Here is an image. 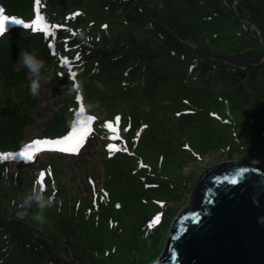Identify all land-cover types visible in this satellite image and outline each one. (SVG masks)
I'll list each match as a JSON object with an SVG mask.
<instances>
[{"label": "trees", "instance_id": "trees-1", "mask_svg": "<svg viewBox=\"0 0 264 264\" xmlns=\"http://www.w3.org/2000/svg\"><path fill=\"white\" fill-rule=\"evenodd\" d=\"M36 8L0 0L4 15L25 23ZM38 8L46 25L60 26L53 36L14 24L0 36V155L67 135L84 103L104 187L84 204L67 195L55 154L35 163L31 179L0 162V264H149L162 251L146 257L164 244L165 219L178 213L171 205L192 189L190 164L264 153V0H41ZM22 50L46 62L54 102L32 139L25 131L38 98L17 63ZM70 84L79 91L69 95ZM37 188L52 200L44 223L33 218L35 203L18 216Z\"/></svg>", "mask_w": 264, "mask_h": 264}, {"label": "water", "instance_id": "water-1", "mask_svg": "<svg viewBox=\"0 0 264 264\" xmlns=\"http://www.w3.org/2000/svg\"><path fill=\"white\" fill-rule=\"evenodd\" d=\"M257 167L264 169V159L261 166L225 162L205 171L149 264H264V173Z\"/></svg>", "mask_w": 264, "mask_h": 264}, {"label": "rangeland", "instance_id": "rangeland-1", "mask_svg": "<svg viewBox=\"0 0 264 264\" xmlns=\"http://www.w3.org/2000/svg\"><path fill=\"white\" fill-rule=\"evenodd\" d=\"M9 26L10 24L6 27V29L9 28ZM19 67H22V65L19 64ZM37 98H38V106L36 110L33 112V119L35 123L33 126L28 127L25 131V136L28 139H32L36 136H40L42 130L41 126L47 120H49L51 114L54 112V107H53L54 102L51 101V90L47 88L45 83L42 84V87L40 89V94L37 96ZM61 99H62V94L59 93L57 97H55V101H60ZM82 108L84 111L83 113L79 114V120L86 119L87 117L95 118V116L92 113H88L87 115L86 112L88 111L84 103ZM94 110L98 112V109L94 108ZM97 114L99 116V113ZM92 123L93 121L91 122V124ZM98 146L99 148L101 147L100 141L96 140L92 135V133L89 132L86 141L84 142L83 147L79 149L78 154L36 150V155L31 161L26 162L25 160L21 159L19 156H11L9 160L2 161L1 163L9 172L27 174V176L31 179V169L33 168L35 163L39 160L47 162L48 157L52 154H55L59 160L62 169V175L60 177V181L65 185V188H67V192H66L67 195L74 200L86 204L88 199H90L91 195H93V192L98 193L104 187L103 167L99 154L100 150L97 149ZM263 159H264V153L260 154L257 157V159L256 158L251 159V162L245 161L243 158H230V157L223 158L220 155L214 156L207 154L201 160V162L190 164L183 171V173L185 177H188V179L190 174H193L192 175L194 179L192 182V189H193V186L195 185L198 178L201 177V175L205 171L218 164H222L225 162H248L255 166H261ZM192 189L189 194L187 193V195L185 196H180L181 198L180 202L175 206L171 205V210H178L179 212L182 208L186 207L190 202ZM183 198H185V200H183ZM171 220L172 217L168 216L164 221V227H167L168 223ZM166 230L167 229H164L163 231L164 238L167 232ZM119 236L120 235H117L116 238H118ZM158 244H160V246L157 247V249H155L154 251L153 250L149 251L146 257L151 256L153 252L156 253L159 252L161 247L163 248L162 246L163 239ZM157 257L158 256H156L154 260H156Z\"/></svg>", "mask_w": 264, "mask_h": 264}, {"label": "snow or ice", "instance_id": "snow-or-ice-1", "mask_svg": "<svg viewBox=\"0 0 264 264\" xmlns=\"http://www.w3.org/2000/svg\"><path fill=\"white\" fill-rule=\"evenodd\" d=\"M41 0H35V4L37 6L36 8V16L35 19L32 20L31 23H25L23 20L16 19L14 17H9L7 15L3 14V9H0V36H3L6 32V26L9 24L14 25H21L24 29H30L32 32L35 33H42L46 37H50L54 35V32L51 29H59V25H46L44 23V18L39 14V8ZM80 15L79 13H75L73 17ZM107 27L106 25L104 26ZM75 35V33H73ZM52 45L49 44V48H51ZM79 59V57H77ZM62 63L67 64L68 61L63 60ZM74 76V74H73ZM77 102L81 101V98L78 96L76 97ZM81 113H83V108H81ZM94 117H87L86 119H80L78 120L77 124L78 126H73L72 130L65 136L59 139H36L32 141L29 145H27L22 151L18 153L19 157L23 160L31 161L33 160L34 156L36 155V150L41 151H56V152H63V153H71V154H78V151L80 148L83 147L84 142L86 141V138L90 132V124L94 120ZM121 120V117H116V123L119 124V121ZM106 126L113 131L114 133H118V128H114L112 125V122H107ZM146 127V126H145ZM111 151V149H109ZM11 157V154H4L0 155V162L7 161ZM141 167L143 165L141 164ZM44 176V173H41V177ZM229 183L235 185L237 183L236 179H231L228 181ZM38 183H41V186L43 187V180L38 181ZM211 203V201H209ZM163 206V205H161ZM120 205H117V208H119ZM160 215H157L151 222V225H154L159 222ZM189 219H192L193 222H196V217H189ZM151 225H149L151 227ZM175 238V237H174Z\"/></svg>", "mask_w": 264, "mask_h": 264}, {"label": "clouds", "instance_id": "clouds-1", "mask_svg": "<svg viewBox=\"0 0 264 264\" xmlns=\"http://www.w3.org/2000/svg\"><path fill=\"white\" fill-rule=\"evenodd\" d=\"M76 35L86 42V36L83 32H77ZM17 63L21 64L22 68L26 70L28 74V78L30 80V95L33 98L37 97L40 94L42 84L48 83L51 80L50 75H48L46 78V73L48 72V69L46 68V62L43 59L39 58L36 53L22 50L19 54ZM76 91H79L78 86L70 84L67 88V93L69 95L73 94ZM33 203H35L37 208L39 209V213L36 214L33 218L40 223H44L42 213L45 208L52 205V200L51 198L45 197L43 192L38 188L34 189L24 198L22 204L20 205V207L24 210L18 213L19 218L23 219L27 215V209L30 208Z\"/></svg>", "mask_w": 264, "mask_h": 264}]
</instances>
